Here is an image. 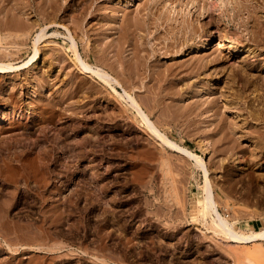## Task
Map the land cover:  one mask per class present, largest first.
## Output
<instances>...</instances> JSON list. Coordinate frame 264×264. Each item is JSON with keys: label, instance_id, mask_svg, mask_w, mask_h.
I'll return each mask as SVG.
<instances>
[{"label": "rangeland", "instance_id": "1", "mask_svg": "<svg viewBox=\"0 0 264 264\" xmlns=\"http://www.w3.org/2000/svg\"><path fill=\"white\" fill-rule=\"evenodd\" d=\"M55 1L56 10L48 3L38 13L10 12L28 27L0 24V62L19 67L0 75V264H245L231 255L254 245H230L196 230L204 225L191 200L203 196L202 171L148 131L121 87L112 84L125 99L81 72L67 29L84 61L118 79L161 133L199 155L200 142H207L203 159L221 213L240 229H258L264 219V12L252 11L262 25H242L248 14L225 12L227 0H196L207 10L201 16L185 7L188 0H174L173 12L162 11L158 21L156 0ZM14 33L19 37L12 40ZM228 42L240 51L227 53ZM171 43H183V55L165 49ZM37 46L35 61L25 64ZM197 61L205 68L193 71ZM166 65L176 77L159 94L133 76L143 67L147 83L150 71ZM66 90L74 91L70 98ZM232 139L241 147L239 170L229 152Z\"/></svg>", "mask_w": 264, "mask_h": 264}, {"label": "bare ground", "instance_id": "2", "mask_svg": "<svg viewBox=\"0 0 264 264\" xmlns=\"http://www.w3.org/2000/svg\"><path fill=\"white\" fill-rule=\"evenodd\" d=\"M9 1L10 0H0V14L2 13V12H8L9 13V17H10V12L12 11L13 12V14H15V11H18V12H23V11H26L25 9V7H27L31 12H42V11H46L47 10V8H45V7H48V3H51V7L52 8H54V10H56V1L55 0H45V2L43 1L41 4H36L35 2H33V3H30V2H28V4L27 5H24V4H14V3H12L13 5H12V8L10 9H8V8H6V6H5V4L8 2L9 3ZM189 2H187V3H185V7H188V5H190V7H191V10L193 9L195 12H199V15L201 16V15H205V11H207V10H205V6H201V5H199L198 3H197V1L196 0H188ZM6 2V3H5ZM156 3H158L159 5H160V9H159V14H157L156 15V17H157V19H158V21H159V19H161V14H163V12L165 11V12H170L171 11V7H173V4L174 3H176L174 0H156ZM226 5H228L230 8H226L225 9V12H234V14H235V16H239V15H241L242 14V12H246L247 14H248V18L245 20V19H242V20H240L241 21V23H242V25H262V21L264 20V19H262L263 18V16L264 15H262V18H261V20L259 21L258 19H256L257 18V15L260 13V15H261V13H262V11L264 12V0H227L226 1V3H225ZM11 5V4H10ZM172 5V6H171ZM261 7H260V6ZM50 6V5H49ZM171 6V7H170ZM8 7H9V4H8ZM158 8V7H157ZM7 11H6V10ZM260 9V11H258V14H255L254 12V15H256V18H254L253 17V13H252V11H257V10H259ZM156 10V9H155ZM190 10V11H191ZM158 11V10H157ZM163 11V12H162ZM189 10L187 11L188 13L190 12ZM164 12V13H165ZM171 12H173V11H171ZM185 12V11H184ZM6 14V13H5ZM166 14V13H165ZM169 14V13H168ZM2 15H3V13H2ZM43 15L44 16H46L45 15V13H43ZM4 16V18H5V15H3ZM15 16H17V12H16V14H15ZM169 16V15H168ZM166 17V18H168L169 20H170V18H171V20H172V18H173V20H176V19H174V18H176V17ZM8 17V15L6 14V18L4 19L3 17L0 19V24H4V25H9V27L11 26L12 28H16V27H18L19 25H25L26 23H24L23 21H21V19H16V18H14V17H10L9 18ZM164 17V16H163ZM261 17V16H260ZM47 18V17H46ZM259 18V17H258ZM48 19V18H47ZM162 19H165V17L164 18H162ZM168 19H167V21H168ZM41 20H43L44 22H46V19L44 20V18L43 19H41ZM48 21V20H47ZM124 21V20H123ZM27 22V21H26ZM32 22V21H31ZM31 22H29V23H27V24H29V26L30 25H33V22H32V24H30ZM162 22V21H161ZM183 22H186V20H183ZM180 23V22H179ZM128 24V23H127ZM239 24H240V22H239ZM58 25V24H57ZM59 25H63V24H59ZM126 25V24H125ZM263 25H264V23H263ZM25 26H27L28 27V25H25ZM6 27V26H5ZM182 27H184V26H182ZM259 26H257V28H258ZM262 27H264V26H262ZM24 29H25V27H23ZM254 28H255V26H254ZM257 28H256V30H257ZM10 29V28H9ZM183 29V28H182ZM185 29H186V27L183 29L184 31H185ZM1 30V29H0ZM18 30V29H17ZM254 30V29H253ZM255 30V31H256ZM263 30V29H262ZM67 31H68V35H67V38L70 40V42H71V46H70V48L73 50V52H74V54H75V63L78 65V66H80V69H81V72H85V73H88V75L89 76H94V77H96V78H98V80L99 81H101L102 83H104L105 85H107V86H110L111 87V89L117 94V97L118 98H121V99H125V97H124V95L123 94H121V93H119L118 91H117V89L116 88H114L113 87V83L114 84H117V86L118 87H121L123 90H124V94H126V98H127V100L128 101H126L127 102V104H128V107L132 110V111H134L135 113V116L137 117V118H140L141 119V121L140 122H143V123H145V125H146V127H147V129H148V131H150L153 135H155V138H160V141L162 140V143H164V144H166V145H168L169 147H171V148H173V149H175V150H177L179 153H181L182 155H184V156H186L188 159H190L191 161H193V164H194V166L198 169V170H200V171H202V174H203V177H204V180H203V182H204V184H203V186H202V191H203V196L202 197H193L192 198V200H191V209L193 210V211H195V212H199L200 214H201V216H202V224L204 225V227H199V226H196V230H198V231H200V232H202V233H211L212 235H214V236H216L220 241H225V242H227L228 244L230 243V245L232 244V245H236V246H246V245H254L252 248H249V249H247V250H244V252L243 253H240V254H234V253H232V260H233V262L234 263H238V261L240 260V259H242L243 261H241V262H243V263H245V264H264V248L263 247H261V246H258V245H261L262 243H264V219L262 220V226L261 227H259L258 229H255V228H252V227H249V228H246V229H240V228H238L237 226H236V222L235 221H232V220H230V218L228 219L226 216H224L222 213H221V211H220V209H219V207H218V205H217V203H216V199H215V197H214V192H213V186H212V183H211V180H210V178H209V171H208V168H207V166H206V161L203 159V154L208 150L207 148V142L206 141H203V142H200V149H201V155H199V154H197V153H193V152H191L190 150H188L187 148H185V147H181V146H178L174 141H172V140H170L165 134H163V133H161L157 128H156V126H155V124H154V122H152L151 121V119H150V117H149V113L147 114L144 110H143V108H142V106L140 105V102L137 100V98L135 97V95L133 96L132 94H128V93H126V91H125V89L123 88V86L124 85H122V83H120L119 82V80L118 79H116V78H113L108 72H106V71H104L103 69H101V68H99L98 66H92V65H90L88 62H86V61H84V58H82V56L80 55V53H79V50H78V47H77V44H76V41H75V38H74V36L69 32V30L67 29ZM255 31H250V36H251V39L250 40H252V41H256L257 42V40H256V38L259 36ZM264 31V30H263ZM8 32V35H10L11 33H9V32H11V31H7ZM13 32V31H12ZM122 32V31H121ZM262 32V31H261ZM187 33V32H186ZM224 33V32H223ZM264 32H262V34H263ZM2 34V33H1ZM4 34H6V33H4ZM7 35V34H6ZM5 35V36H6ZM12 35V34H11ZM10 35V36H11ZM14 35H16L15 33L13 34V36ZM46 35V28L44 27V28H42L41 29V31H40V33H38L37 34V36H36V38H35V45H36V43H38L42 38H44V36ZM129 35V34H128ZM4 35H2V38H3V40L5 39L4 37H3ZM10 36H8V38L10 37ZM12 36V37H13ZM23 35H21L20 37H22ZM124 36V35H123ZM17 38L19 37V36H16ZM15 36H14V39L12 38V40H15V38H16ZM0 38H1V36H0ZM7 38V37H6ZM7 38V39H8ZM9 39H11V38H9ZM117 40L116 41H120V37H118V38H116ZM127 39V38H126ZM262 39H263V37H262ZM25 40V39H24ZM23 40V41H24ZM125 40V39H124ZM1 41H2V39H1ZM113 42V41H112ZM23 43V42H22ZM116 43V42H115ZM118 43V42H117ZM114 44V43H113ZM113 44H111V45H113ZM177 44V43H176ZM14 46V45H13ZM180 46H183V43H179V44H177V45H174V43H171V44H169V45H167L166 46V48L165 49H167V50H170V48H176L177 49V51H179L180 53H179V55H183V49L182 48H179ZM16 47V53L17 52H20L19 50H20V47L19 48H17V46H15ZM111 47V46H110ZM239 47H241V45L240 46H238L237 44H235L234 42H228V43H226L225 44V49H226V52L227 53H235V52H238V51H240L239 50ZM5 48V49H4ZM4 48H2V51H3V49L4 50H6L7 48L6 47H4ZM12 48H14V47H12ZM191 48V45H190V47L188 48V49H190ZM11 49V48H10ZM9 49V50H10ZM15 49V48H14ZM8 50V49H7ZM71 50V51H72ZM172 50V49H171ZM246 51H248V50H246ZM1 52V51H0ZM4 53H6L7 51H3ZM2 52V53H3ZM39 52H40V48L37 46V47H35V49H34V53H33V55H32V57L29 59V61L28 62H26L25 64H27V63H29L31 60H33V61H35L34 60V58L39 54ZM13 54V56H14V54L15 53H11V51L10 52H7L6 53V55H12ZM230 54V55H231ZM3 55V54H2ZM5 55V54H4ZM4 55H3V57H4ZM230 55L227 57V58H229L230 57ZM1 56V55H0ZM10 57V56H9ZM2 58V57H1ZM19 58V57H18ZM54 58V57H53ZM12 59H13V57H12ZM1 60V59H0ZM194 60H196V59H194ZM209 60H211L210 62H218V59L217 58H214V59H209ZM2 61H4V60H2ZM241 62V61H240ZM143 63V62H142ZM194 63V62H193ZM207 63H209L208 62V60H207ZM219 63H223V60H221ZM246 64V63H245ZM139 65H142V64H140V62H139ZM247 65V64H246ZM251 65V64H250ZM241 67L243 66V65H240ZM141 67V66H140ZM147 67H149L148 65H147ZM201 67L202 68H205L203 65H199V61H197L195 64H194V66L193 67H191V69L194 71V70H200L201 69ZM233 67V66H232ZM241 67H237V68H241ZM245 67V66H244ZM139 70H137L136 72H135V74H133V76L134 77H136L137 76V78H139V80H141V81H139L141 84H142V86L144 87V88H146V90L148 89V90H150V92H158L159 90H160V92H162L161 90L162 89H166V83L168 84V82L169 81H171V83H173V78H175L176 76H175V71H172V68H170L169 66L167 67V65H166V68L164 67V70H153V72L152 71H150L151 72V74H150V72H149V74H147L148 76H147V78L149 77V80H147V83H144L143 81H142V77H141V73H139L140 72V69H142V68H139V67H137ZM152 68H154V67H151L150 66V69L152 70ZM186 68H188V67H185V69ZM235 68V67H234ZM251 68V67H250ZM17 69H19V67L18 66H15L14 64H13V61L10 63V61L8 62H0V75H6V74H10L11 72H14L15 70H17ZM157 69V68H156ZM190 69V70H191ZM252 69V68H251ZM143 70V69H142ZM145 70H143V72H144ZM188 71V70H187ZM187 71H186V73H187ZM204 71V70H203ZM130 72V71H129ZM142 72V71H141ZM142 72V73H143ZM189 72V71H188ZM191 73H193L192 71H191ZM132 74V73H131ZM179 74H180V72H179ZM181 74H182V72H181ZM143 75V74H142ZM184 75V74H183ZM187 75H188V73H187ZM196 75V74H195ZM186 76V75H185ZM130 77V76H129ZM145 77H146V75H145ZM198 77V76H197ZM131 78H133L132 77V75H131ZM179 78V77H178ZM187 78V77H186ZM183 79H185V77L183 78ZM198 79V78H197ZM146 80V79H145ZM153 80H155L156 82L154 83H152V81ZM175 80V79H174ZM183 81V80H182ZM138 82V81H137ZM136 82V83H137ZM181 82V81H180ZM139 83V84H140ZM175 83V82H174ZM140 84V85H141ZM186 85H187V83H185ZM264 84V83H263ZM138 84H136L134 87H140L139 85L137 86ZM169 85H171V84H169ZM169 85H167L168 87H169ZM183 85V84H182ZM186 85H183V87L185 86L186 87ZM194 85V84H193ZM188 86V85H187ZM130 87H132V86H130ZM142 87V88H143ZM172 87V86H171ZM170 87V88H171ZM176 87V86H175ZM182 87V88H183ZM184 87V88H185ZM192 87V86H191ZM211 87V86H210ZM183 88V89H184ZM189 88V87H188ZM209 88V87H208ZM212 88V87H211ZM211 88H210V90H211ZM133 89V88H132ZM164 89V90H165ZM183 89H181V90H183ZM191 89V88H190ZM193 89V88H192ZM207 89V88H206ZM158 90V91H157ZM185 90V89H184ZM187 90V89H186ZM196 90V89H195ZM208 90V89H207ZM66 91H68V90H66ZM66 91H65V93H66ZM77 91V90H76ZM169 91H171V90H169ZM174 91V90H173ZM192 91V90H191ZM200 91V90H199ZM215 91V90H214ZM64 92V91H63ZM74 91L73 90H69L67 93H66V97L67 96H69V98H70V96H72ZM133 92H134V90H133ZM183 92V91H182ZM198 92V91H197ZM207 92V91H206ZM76 93V92H75ZM169 92H167V95H171V93H169ZM176 93V90H175V92H174V94ZM199 93V92H198ZM216 93V92H215ZM158 94H159V92H158ZM165 94V93H164ZM173 94V93H172ZM173 94V95H174ZM189 94L191 95V93L189 92ZM211 94V93H210ZM65 95V94H64ZM183 95V94H182ZM193 95V94H192ZM174 96H177V95H174ZM187 96H188V94H187ZM194 96H196V91H195V95ZM193 96V97H194ZM9 97V96H8ZM11 97V96H10ZM9 97V98H10ZM61 97V96H60ZM64 97V96H63ZM169 97V96H168ZM172 97V96H171ZM183 97V96H182ZM184 97H186V96H184ZM9 98H8V100H9ZM14 98V97H13ZM187 98V97H186ZM61 98H59V100H60ZM63 99V98H62ZM68 98H66V100H67ZM161 99V98H160ZM174 99V98H173ZM176 99H178V98H176ZM175 99V100H176ZM189 99V98H188ZM65 100V99H64ZM182 100H183V98H182ZM215 100V99H214ZM213 100V101H214ZM172 101V100H171ZM184 101V100H183ZM200 101V100H199ZM213 101H211L212 102V104H213ZM217 101V100H216ZM216 101H215V103H216ZM14 102V101H13ZM16 102V101H15ZM174 102V101H173ZM206 102V101H205ZM208 102V101H207ZM229 102V101H228ZM231 103H233L232 101H230ZM8 103H9V101H8ZM69 103V102H68ZM87 103V102H86ZM162 103V102H161ZM170 103V102H169ZM168 103V104H169ZM197 103V102H196ZM195 103V104H196ZM203 103V102H202ZM231 103H229V104H231ZM176 104V103H175ZM198 104H199V102H198ZM201 104V103H200ZM199 104V105H200ZM207 104V103H206ZM208 104H209V102H208ZM211 104V103H210ZM228 104V103H227ZM9 105H11V104H9ZM70 105H73V104H67V107H66V109L67 110H73V107H75V106H70ZM81 105H85L86 106V104L84 103V104H82L81 103ZM170 105V104H169ZM168 105V106H169ZM174 104H172V106H173ZM177 105V104H176ZM194 105V104H193ZM192 105V106H193ZM77 106V105H76ZM167 106V105H166ZM171 106V105H170ZM172 106H171V108H172ZM191 106V107H192ZM195 106V105H194ZM203 106V105H202ZM214 106H216L215 104H214ZM230 106V105H229ZM82 107V106H81ZM200 107V106H199ZM207 107H208V105H207ZM206 107V108H207ZM212 107V106H211ZM217 107V106H216ZM225 107V106H224ZM174 108V107H173ZM179 108V107H178ZM193 108H195V107H193ZM201 108V107H200ZM215 108V107H214ZM187 109H188V107H187ZM192 109V108H191ZM195 109H197V112H198V107H196ZM210 109V108H209ZM66 110V111H67ZM171 111H172V109H170ZM194 110V109H193ZM200 110V109H199ZM203 110V109H202ZM206 111L208 110V108L207 109H205ZM211 110V109H210ZM174 111V110H173ZM172 111V112H173ZM178 111V110H177ZM189 111V110H188ZM209 111V110H208ZM207 111V112H208ZM215 111V110H214ZM217 111V110H216ZM148 112V111H147ZM180 112V111H179ZM189 112H191V111H189ZM196 112V111H195ZM194 113V112H193ZM202 113V112H201ZM214 113V112H213ZM216 113V112H215ZM214 113V114H215ZM180 114V113H179ZM197 113H195V115H196ZM198 114H200L199 112H198ZM203 114V113H202ZM175 115V114H174ZM183 116V114H180V116ZM186 117V116H185ZM189 117V116H188ZM190 118V117H189ZM188 118V119H189ZM187 119V118H186ZM185 119V120H186ZM235 131H236V129H235ZM150 133V134H151ZM258 140V139H257ZM256 140V141H257ZM232 142H233V144H232V146L230 147V149L231 150H229V152L231 151V153H232V155H234L235 156V158H234V170H239V169H241V166H240V163H241V160H240V158H238V154H236V149H238V148H241L240 147V144L236 141V140H234V139H232L231 140ZM260 141H263V140H259L258 142H260ZM206 142V143H205ZM256 143V142H255ZM263 143V142H262ZM260 145V144H259ZM258 144L256 145L257 146V148L258 147H260ZM264 145V144H263ZM262 146V145H261ZM262 147H264V146H262ZM229 148V147H228ZM254 149V148H253ZM261 149V148H260ZM228 150V149H227ZM253 152V153H251L252 155L250 156L253 160L252 161H254V159H257V152L255 153V149L254 150H250V152ZM264 152V151H263ZM45 155H46V153H45ZM44 155V156H45ZM46 157V156H45ZM259 158V157H258ZM256 161V160H255ZM201 186H200V188H201ZM201 194H202V192H201ZM200 194V195H201ZM71 200V199H70ZM196 214V213H195ZM59 215H60V213H59ZM193 216V215H192ZM193 217H195V216H193ZM9 246V245H8ZM19 264V263H18Z\"/></svg>", "mask_w": 264, "mask_h": 264}]
</instances>
